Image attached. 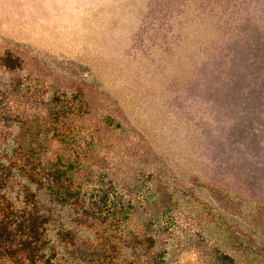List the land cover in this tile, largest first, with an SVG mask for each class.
<instances>
[{
	"label": "rangeland",
	"instance_id": "1",
	"mask_svg": "<svg viewBox=\"0 0 264 264\" xmlns=\"http://www.w3.org/2000/svg\"><path fill=\"white\" fill-rule=\"evenodd\" d=\"M57 110L166 264H264V0H0V164Z\"/></svg>",
	"mask_w": 264,
	"mask_h": 264
},
{
	"label": "trees",
	"instance_id": "2",
	"mask_svg": "<svg viewBox=\"0 0 264 264\" xmlns=\"http://www.w3.org/2000/svg\"><path fill=\"white\" fill-rule=\"evenodd\" d=\"M53 114L40 128L51 132L48 143H18L3 153L0 264H166L151 221L133 223L138 208L127 193L102 171H79L80 132L65 126L78 113ZM215 260L236 264L223 253Z\"/></svg>",
	"mask_w": 264,
	"mask_h": 264
}]
</instances>
